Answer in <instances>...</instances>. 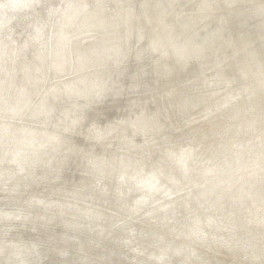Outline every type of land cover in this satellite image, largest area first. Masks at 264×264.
Masks as SVG:
<instances>
[{"label":"clouds","instance_id":"obj_1","mask_svg":"<svg viewBox=\"0 0 264 264\" xmlns=\"http://www.w3.org/2000/svg\"><path fill=\"white\" fill-rule=\"evenodd\" d=\"M0 264H264V0H0Z\"/></svg>","mask_w":264,"mask_h":264}]
</instances>
